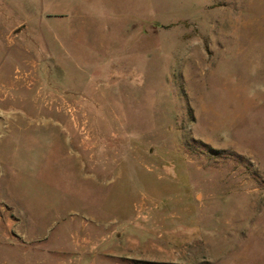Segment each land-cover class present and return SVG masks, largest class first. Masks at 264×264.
I'll use <instances>...</instances> for the list:
<instances>
[{"label": "rangeland", "instance_id": "rangeland-1", "mask_svg": "<svg viewBox=\"0 0 264 264\" xmlns=\"http://www.w3.org/2000/svg\"><path fill=\"white\" fill-rule=\"evenodd\" d=\"M0 264H264V0H0Z\"/></svg>", "mask_w": 264, "mask_h": 264}]
</instances>
